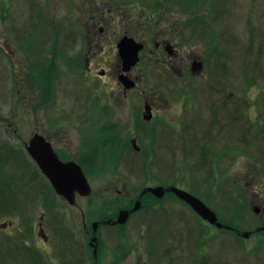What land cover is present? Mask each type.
Masks as SVG:
<instances>
[{
    "label": "rangeland",
    "instance_id": "1",
    "mask_svg": "<svg viewBox=\"0 0 264 264\" xmlns=\"http://www.w3.org/2000/svg\"><path fill=\"white\" fill-rule=\"evenodd\" d=\"M124 36L143 45L134 73L143 94L155 96L154 120H142L137 131L118 82L92 78L114 72ZM163 42L178 58L155 53ZM194 62L203 72L191 73ZM186 64L179 78L168 69ZM44 76L41 94L37 79ZM213 92L220 105L208 129L205 102ZM150 132H158L154 142ZM36 134L81 166L91 195L76 207L55 195L27 156L24 145ZM135 137L139 153L130 147ZM154 187L191 194L240 233L264 226V0H0V224H11L0 231V264H57L71 253L74 264H91L82 225L114 219ZM141 205L126 227L102 229L109 239L100 263L118 251L112 236L145 251L144 235L159 243L173 238V252L184 251L188 264H264V232L245 240L218 231L172 195L147 194ZM40 222L51 227L45 262L26 246H39Z\"/></svg>",
    "mask_w": 264,
    "mask_h": 264
},
{
    "label": "flooded vegetation",
    "instance_id": "2",
    "mask_svg": "<svg viewBox=\"0 0 264 264\" xmlns=\"http://www.w3.org/2000/svg\"><path fill=\"white\" fill-rule=\"evenodd\" d=\"M100 32L102 33V31H100ZM124 37H126V36H124ZM70 41L71 42L74 41V36L72 34L70 36ZM119 41H118V43H119ZM89 50H91V46H89ZM160 50H162L163 52L166 53V55L168 56L169 61H170L171 58H178V54H180V51H178L176 48L173 47V45H171L169 43H164V42L161 43V44L156 43L155 47H154V51H155V53L159 52V54H158L159 56L163 55L162 54L163 52L160 51ZM143 51H144V47H143V50L139 53V55ZM90 52L91 51H89L88 53H90ZM152 55H153V53L151 52L150 56H152ZM155 59L157 60L158 58L156 57ZM139 61H140V59H139ZM139 61H138V63H139ZM90 62H91L90 59H86V69H88L89 72L92 71L90 69L91 68V65L89 64ZM138 63L136 64V66L138 65ZM164 63H165V61H163V62H161V60L158 61V65H160V64L164 65ZM201 64H202V62H201ZM136 66L131 68V70H129L128 72H124L122 63H121V61L119 59L116 68H114V72H110V71L107 72V71L102 69V70H100V72L96 71L95 75L92 76L93 79H97V80H102V79L103 80H106V79L108 80L109 78H112V79L114 78V80L118 82V87H119V90H120V102L122 100L123 105H125V107H126V109L128 111L127 115L129 116V118L133 119L134 124L132 122V125L134 127L133 130H135V131L140 130L141 125L144 124V123L141 122L142 120L145 122V126H146L148 124L150 125V123H152V121L155 118V114L153 113L154 112L153 109L155 108V106H154L155 96L154 95H152L151 97L150 96H145L143 94V92L141 91L142 90L141 89V81H140L141 76H137L134 73V72H136ZM167 67H168V65H167ZM182 68L184 70L188 69V64H186L185 67H182V66L178 67V66H175V65L173 67H171V68L168 67L169 71L174 75V77H177V78L182 76L180 71H179V70H182ZM203 69L204 68H203V65H202V69L200 70V72L201 71L203 72ZM49 70H50V68H49ZM113 75H114V77H113ZM45 76H46V74H45ZM45 76L43 78L40 77V78L37 79L38 80V86L41 87V88L39 87V89L41 90V94H44V91H43L44 87L42 86V82L44 81ZM122 76L123 77L125 76L126 78H128V80H129L128 84L131 83V85H132L131 87H129L128 84L125 85V84L121 83L120 80H121ZM103 84L106 85V81H103ZM103 96H106L105 92L103 93ZM92 100H93V103L96 104V97L95 96L92 98ZM114 100H115V98H114ZM218 104L220 105V100H219V98H217L216 92L209 93L208 98L206 99V102H205L206 110H208V112H205L206 113L205 114L206 115V120L209 119V122H208V125H207L208 129H210V128L213 129L217 125L216 124V119H217V111L216 110L217 109H215V108L217 107ZM96 106H97V104H96ZM146 107L150 109V115H151V120L150 121H145L144 120V112H145ZM206 110L204 109V111H206ZM213 122L215 123L214 126L210 125ZM246 130H247V133L251 135V137H252V135L255 136L254 135V131H253V129L250 126L247 127ZM161 131L162 130H160V132ZM162 133H164V131H162L160 134H162ZM156 134H158V132ZM150 135H151V132H150ZM155 135L154 136L151 135V138H153L152 142H154ZM135 136H137L136 133H135ZM129 143H130L131 149L135 153H139L140 152V149L137 146L136 137L133 138V139H130ZM204 146H206V145H204ZM24 148H25V145H24ZM54 152L56 153L55 150H54ZM56 154H57V156L59 157V159L62 162H65V163L69 162V160H67V159L64 160L63 158H61L58 155V153H56ZM213 156H215V153L211 154V156H210L211 159H212ZM244 185H245V187L248 186V184H245V183H244ZM163 188H165V187H163ZM167 188H169V187H167ZM145 195H147V194H145ZM149 195H151V194H149ZM168 195H172V194H165L161 199H163L164 197H166ZM172 196H174V195H172ZM86 198H89V197H86ZM86 198H81V197L77 196L74 206L68 205L61 198H59V199L63 203H65L68 207L74 208V207L77 206V201L79 199H86ZM141 207H142V205H140V209L137 212H135V213H133V214H131L129 216L128 220L123 225H113L112 224L114 221H116L118 214L116 215V217L114 219L113 218L110 219L108 217H107V219H105V218L104 219H96L88 227L86 225H84V224L82 225V229L80 230V232L87 239V241H88L87 242V246H88L89 249H91V264H123L124 260H125V264H126V260L129 259V257H127V256L130 255L135 249L137 250V252H136L137 254L135 256V259H133L128 264H188V258L184 254V251L181 252V253L173 252V243H174L173 238H170L168 240L166 239L165 242H160L159 243V240L155 239L158 236H156L154 238V240L151 241V240L147 239L144 235H142L141 240L143 242L142 245H144L143 247L146 249L145 251H140V247H135V245H133L131 243L129 244L128 242H126L125 238H124V235H122V236L121 235L112 236V239L114 240L113 242H114V244L116 246L115 250H118V251H114V252L112 251L111 252L110 259H109L110 261L108 260V253L106 252L107 255L105 254L106 256L105 255L103 256L102 261L100 263V259H99V256H98L99 255V250L102 249V245L103 246L105 245L104 242H106L109 239L108 234L102 233V229L103 228H109V227H122V228L126 227L127 223L129 222V219L133 215H135L136 213L140 212ZM152 207H158V206L157 205H152ZM252 207H253V205H252ZM130 210L131 209H123V210H120V211H130ZM252 210L254 212L257 210L258 213H260V210L255 208V207H253ZM216 217H217V215H216ZM217 219H218V217H217ZM39 221H42V218H39ZM107 221H110L111 223L109 225H104L103 223L107 222ZM93 224H97V228H96L95 231H93V228H92ZM138 225L140 227L142 224L139 223ZM24 226L26 227V230H24V231L22 230V232H24L26 234L30 233V235H31V230H29L31 225H29V224L25 225L24 224ZM144 227L147 229V226H144ZM10 228H11V224L9 222H2L0 224V231L1 230L6 231V230H8ZM261 228H264V226L256 228L255 230H258V229H261ZM34 229L35 228L33 226V230ZM50 229H51L50 225H49V227L47 226V227H45V229H43L41 222L36 224V235L39 238V240H38V245L39 246L33 245V247H30L28 245V243H26V246L33 250L34 256H37L40 259V261L43 260L44 262H45L44 254H42V250H43L44 245L48 242V235L47 234H48L49 231L51 232ZM233 229L234 230H231V231H228V230H221V231L229 232V233L235 235L236 237L240 238V231L237 230L236 228H233ZM45 231H46L47 234L45 233ZM250 233H251L250 236H252L253 234H256L253 231L250 232ZM94 239H96V245H95V247H96V258L94 256V249L91 246V241L94 240ZM74 243H75V241H74ZM157 247L159 248L158 250H160V251H158V253H156V250H155V248H157ZM58 255L59 254H57L56 256H58ZM180 255H182V256L180 257ZM184 255H185V257H184ZM77 260L78 259L76 258L75 254L71 253V254H68V258H66V255L62 254L61 257H58L56 261H58L59 264L60 263L61 264H71V263L74 264ZM58 262H57V264H58Z\"/></svg>",
    "mask_w": 264,
    "mask_h": 264
},
{
    "label": "water",
    "instance_id": "3",
    "mask_svg": "<svg viewBox=\"0 0 264 264\" xmlns=\"http://www.w3.org/2000/svg\"><path fill=\"white\" fill-rule=\"evenodd\" d=\"M118 57L122 63L123 71L128 72L136 66L139 61V53L143 50V45L135 42L133 39L123 37L116 46ZM202 69L200 62H194L191 67V73H199ZM121 83L128 84L129 80L125 76L121 77ZM131 87V83L128 84ZM128 87V88H129ZM144 120L150 121V109L146 107ZM28 156L36 164L41 174L49 182L54 193L63 199L68 205L74 206L76 197L86 198L91 195L90 185L83 174L81 168L74 162H61L51 145L40 135H34L25 146ZM151 194L156 199H161L165 194H173L180 202L184 203L189 209L194 212L202 221L216 229H224L231 231L232 228L218 222L214 212L205 206L199 199L191 194L170 187V188H147L143 190L134 207L130 211H120L113 225H123L128 220L129 216L140 209L141 200L145 194ZM255 213H258L256 210ZM111 222H104V225H109ZM93 231L96 230L97 224L92 225ZM264 232V228L258 229L255 233ZM251 233H240L242 239H249ZM96 239L91 241V246L94 249L96 258Z\"/></svg>",
    "mask_w": 264,
    "mask_h": 264
}]
</instances>
